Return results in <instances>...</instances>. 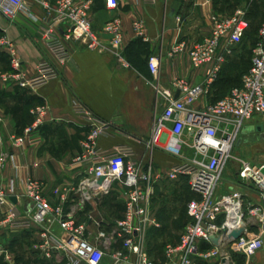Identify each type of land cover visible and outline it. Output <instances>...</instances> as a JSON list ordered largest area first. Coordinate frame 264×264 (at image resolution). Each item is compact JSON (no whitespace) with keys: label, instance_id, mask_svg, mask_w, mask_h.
Listing matches in <instances>:
<instances>
[{"label":"built area","instance_id":"obj_1","mask_svg":"<svg viewBox=\"0 0 264 264\" xmlns=\"http://www.w3.org/2000/svg\"><path fill=\"white\" fill-rule=\"evenodd\" d=\"M104 1L108 8L117 9L126 0ZM142 1L145 4L155 3V0ZM88 4H80L77 0H58L55 9L49 11L44 25L39 28L57 62L72 60L71 52L59 33L63 24L70 26L71 36L88 37L92 40L89 46L98 47V41L91 33ZM30 7L29 0H0V19L13 21L19 13H25L36 21ZM248 17L249 7L237 8L228 15L213 13V28L209 35L191 42L181 40L170 48L169 56L186 54L194 69L209 67V70L204 84L196 87L185 80H176L173 85L180 92V98L167 95L163 112L154 117L149 147L180 159L167 171H156L151 161L146 164L137 162L126 147L120 146L112 153H104L98 146V140L111 133L113 124L99 120L84 106L76 107V112L88 121L90 129L81 142L83 154L70 164L71 168L80 171L81 179L77 187L67 191L85 204L97 195L109 194L113 185L117 184L125 203V212L109 231L93 233L88 223L78 221L74 209L66 210L63 203H50L43 183L31 177L23 179L21 187L15 177L7 186L0 183V226L6 225L12 230L38 229L34 249L45 259H55L64 264H103L107 255L113 264H221L223 259L239 264L236 261L238 257L245 258L244 264H250L252 256L264 247V230L252 231L254 222L264 224V162L237 158L233 149L240 141L244 125L258 117L264 118V6L252 49L251 65L240 84L215 102H200L246 38ZM104 29L110 35L111 48L120 56L124 36L121 19H111ZM134 31L137 37L147 39L143 23H134ZM11 45L7 37L0 38V47ZM13 56L12 70L0 76L4 82L36 90L60 77L55 63L44 60L38 64L36 75L26 78L22 60L15 54ZM149 67L157 77V55L149 58ZM44 111V107H37L34 113L41 115ZM38 124L39 119L22 135H12L10 141L13 147L21 149L41 144L42 137L33 135ZM166 135H169L168 141L162 145ZM184 146L192 149V156L184 154ZM9 159L15 163L14 155L0 154V169ZM232 160L238 164L235 173L237 190L219 194L220 184L232 168ZM181 179H187L194 195L187 203L188 220L179 241L167 244L164 259L158 262L148 254L145 245L149 229L160 227L152 206L155 184L162 180L173 183ZM249 192L256 194V202L246 201ZM14 197L26 198L32 203L24 218H19L14 210ZM66 199L63 198V202ZM89 222L96 227L100 225L92 216ZM55 224L60 227L61 234L55 232ZM234 231H240L241 236L234 238ZM211 238L218 239V244H214ZM114 244H118L119 248L112 250ZM0 252L7 254L2 249Z\"/></svg>","mask_w":264,"mask_h":264},{"label":"crops","instance_id":"obj_2","mask_svg":"<svg viewBox=\"0 0 264 264\" xmlns=\"http://www.w3.org/2000/svg\"><path fill=\"white\" fill-rule=\"evenodd\" d=\"M57 1L29 0L36 21H32L25 13H19L13 21L0 19V38L7 37L12 43L11 47H0V76L12 70L14 54L22 60V71L26 78L34 77L38 64L44 60L54 62L60 73L58 79L36 90L9 84L0 77V154L15 156V163L9 159L0 169V183L7 186L11 178L15 177L21 187L26 177L39 180L44 185V193L50 203H63L66 210L74 209L78 221L88 223L93 233L98 230L109 231L125 212V203L117 184L113 185L109 194L97 195L85 204H81L77 197L67 191L68 188L77 187L81 179L80 171L71 168L70 164L83 154L81 142L90 129V124L76 112V107L84 106L99 120L113 124L111 133L98 140V146L104 153H112L122 146L128 148L132 158L139 163L151 161L156 171L170 169L180 159L158 148L151 149L148 145L154 117L163 112L167 95L180 98V92L173 85L176 80H185L192 87L202 85L209 67L194 69L186 54L169 56V50L178 41L191 42L209 35L213 28L212 14L222 9L230 10L231 3L229 0H155L153 4H145L142 0H126L117 9H110L104 0H77L80 4L89 3L91 33L98 41V47L91 48L89 45L92 40L88 37L71 36L70 26L63 24L59 33L71 52L72 60L59 63L39 32ZM113 18L122 21L124 36L120 56L111 48L110 35L104 29ZM174 18L177 19V25L171 28ZM136 22L144 24L146 40L136 36ZM236 50L226 66L235 57ZM152 55L159 57L157 77L149 67ZM216 87V83L211 84L200 102L218 100L213 96ZM37 107H44V113L35 114ZM38 119L39 124L33 135H40L42 143L15 149L10 137L22 135ZM260 120L251 121L254 122L255 131L259 125L264 127V121ZM168 136L162 139V145L167 143ZM183 150L187 157L193 155L192 149L184 146ZM235 182V179L226 178L225 175L218 193L237 190ZM114 194L116 201H108ZM246 201L256 202V194L249 192ZM13 202L19 218H24L32 208L31 201L26 198L14 197ZM90 216L100 222L98 227L92 222L90 224ZM54 230L61 234L57 224ZM37 240L36 228L12 230L1 225L0 249L7 254L0 252V264H64L55 259H45L34 249ZM118 248V244L112 245V250ZM16 250L20 251L16 254ZM239 258L236 261L244 264ZM103 264H113L109 255ZM250 264H264V247L252 256Z\"/></svg>","mask_w":264,"mask_h":264},{"label":"rangeland","instance_id":"obj_3","mask_svg":"<svg viewBox=\"0 0 264 264\" xmlns=\"http://www.w3.org/2000/svg\"><path fill=\"white\" fill-rule=\"evenodd\" d=\"M226 1V0H224ZM231 8L228 11L220 10L222 15L232 14L237 8L249 7V30L243 43L236 50V55L227 66L223 73L218 76L221 79L217 83L214 98H220L229 92V90L240 83L242 74L248 69L252 54V49L257 39L258 27L261 21L264 0H229ZM258 117L255 120H260ZM260 121H264L262 118ZM244 125L240 141L233 149V154L237 158L246 159L252 162H264V139L253 128L254 122ZM231 170L225 174L226 178L235 179V173L238 170V164L231 161ZM116 195H112L108 201L115 202ZM193 198L187 179H181L177 182L162 180L155 184V191L152 199V206L156 212L157 221L160 227L150 228L146 237V250L148 254L157 260H162L164 249L167 244L177 243L183 232L187 220V203ZM116 211V210H112ZM159 214V215H158ZM254 221V220H253ZM252 231L259 232L264 230V224L254 222ZM19 236H16V238ZM16 238H14L16 240ZM14 240V241H15ZM18 242V241H17ZM20 250H16V254ZM244 262L245 258H239Z\"/></svg>","mask_w":264,"mask_h":264},{"label":"water","instance_id":"obj_4","mask_svg":"<svg viewBox=\"0 0 264 264\" xmlns=\"http://www.w3.org/2000/svg\"><path fill=\"white\" fill-rule=\"evenodd\" d=\"M171 15L173 16V13ZM176 25H177V19L174 18L173 19V22H172V27L171 28H175ZM178 95H179V92L177 93L176 98H178ZM256 132L257 133H260L261 134V137L264 139V127L262 125H259V126L256 127ZM102 180H103V178H101L100 182ZM232 236L237 239V238H239L241 236V232L240 231H234L232 233ZM211 240L213 241L214 244H218V239L211 238ZM221 264H234V263L232 261H230L228 263V261L226 259H223Z\"/></svg>","mask_w":264,"mask_h":264},{"label":"trees","instance_id":"obj_5","mask_svg":"<svg viewBox=\"0 0 264 264\" xmlns=\"http://www.w3.org/2000/svg\"><path fill=\"white\" fill-rule=\"evenodd\" d=\"M248 19H250V16L248 17ZM261 20H262V15H261ZM260 23H261V21H260ZM249 25H250V22H249ZM259 26H260V24H259ZM258 29H259V27H258ZM248 30H249V28H248ZM247 33H248V31H247ZM246 36H247V34H246ZM227 63H228V62H227ZM227 63H226V64H227ZM226 64L224 65V67L226 66ZM250 65H251V60H250L249 67H250ZM224 67H223V69H224ZM249 67H248V69H249ZM223 69H222L221 73H223ZM248 69H247V70H248ZM247 70H246V71H247ZM246 71H245V72H246ZM245 72H244V73H245ZM221 73H220V74H221ZM244 73H243V74H244ZM220 74H219V76H220ZM243 74H242V76H243ZM242 76H241V78H242ZM219 80H221V79H218V81H219ZM218 81H217V80L215 81L216 85H217ZM240 82H241V80H240ZM239 84H240V83H239ZM239 84H237V85H239ZM237 85H235V86H237ZM235 86H233V87H235ZM233 87H232V88H233ZM232 88H231V89H232ZM231 89H230V90H231ZM230 90H229V92H230ZM229 92H227V94H228ZM227 94H225V95H227ZM225 95H224L223 97H225ZM223 97H220L219 99H221V98H223ZM219 99H218V100H219ZM216 101H217V100H216ZM214 102H215V101H214ZM189 201H190V200H189ZM187 220H188V215H187ZM187 220H186V223H187ZM186 223H185V224H186ZM180 236H181V235H180ZM178 241H179V240H178ZM174 244H175V243H174ZM207 246H208V245H207ZM200 264H204V263H200Z\"/></svg>","mask_w":264,"mask_h":264}]
</instances>
